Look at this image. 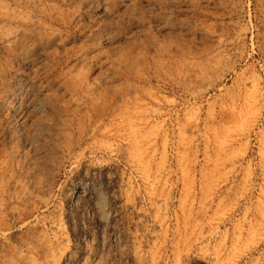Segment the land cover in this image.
<instances>
[{
	"label": "rangeland",
	"instance_id": "1",
	"mask_svg": "<svg viewBox=\"0 0 264 264\" xmlns=\"http://www.w3.org/2000/svg\"><path fill=\"white\" fill-rule=\"evenodd\" d=\"M0 264H264V0H0Z\"/></svg>",
	"mask_w": 264,
	"mask_h": 264
}]
</instances>
